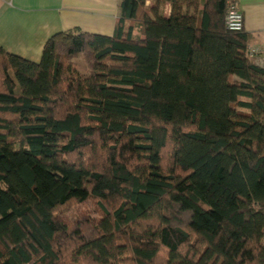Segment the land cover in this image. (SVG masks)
Segmentation results:
<instances>
[{"label":"trees","instance_id":"obj_1","mask_svg":"<svg viewBox=\"0 0 264 264\" xmlns=\"http://www.w3.org/2000/svg\"><path fill=\"white\" fill-rule=\"evenodd\" d=\"M147 2L38 63L0 48V264H264L253 40L227 0Z\"/></svg>","mask_w":264,"mask_h":264},{"label":"crops","instance_id":"obj_2","mask_svg":"<svg viewBox=\"0 0 264 264\" xmlns=\"http://www.w3.org/2000/svg\"><path fill=\"white\" fill-rule=\"evenodd\" d=\"M155 19L167 18L171 13L169 3L147 0ZM238 6L244 19V32L253 44L264 47V0H230ZM121 0H0V48L5 52L40 62L47 42L59 32L45 35L40 24L43 13L74 12L116 18Z\"/></svg>","mask_w":264,"mask_h":264},{"label":"bare ground","instance_id":"obj_3","mask_svg":"<svg viewBox=\"0 0 264 264\" xmlns=\"http://www.w3.org/2000/svg\"><path fill=\"white\" fill-rule=\"evenodd\" d=\"M88 18L95 17H84L81 14L74 12H57V13H43L40 15V24L42 32L45 35H49L52 32H59L71 29L75 26H81L85 31L91 34L109 36L113 31V19H106L105 21L101 18H97L98 22L94 26L85 24ZM101 25L100 28H98Z\"/></svg>","mask_w":264,"mask_h":264},{"label":"built area","instance_id":"obj_4","mask_svg":"<svg viewBox=\"0 0 264 264\" xmlns=\"http://www.w3.org/2000/svg\"><path fill=\"white\" fill-rule=\"evenodd\" d=\"M85 18L86 14H81ZM81 28V26H75L73 28ZM72 29V28H71ZM82 29V28H81ZM226 29L229 32H244V19L240 13L238 6L233 1L227 0L226 10ZM248 55L254 58L258 64L264 66V47L251 43L248 47Z\"/></svg>","mask_w":264,"mask_h":264},{"label":"clouds","instance_id":"obj_5","mask_svg":"<svg viewBox=\"0 0 264 264\" xmlns=\"http://www.w3.org/2000/svg\"><path fill=\"white\" fill-rule=\"evenodd\" d=\"M86 15H87V17L91 16V17H95V18H101V20H103V21H105L106 19H113V27H114V25H115L116 18H107V17H103V16H93V15H89V14H86ZM92 19H94V18H92ZM78 28H79V27H78ZM81 28H82V27H81ZM81 28H79V29H81ZM73 29H77V28L68 29V30L62 31L61 33H64V32H67V31H71V30H73ZM81 30H83L84 32H86V33L89 34V35H93V34L87 32V31H85L83 28H82ZM112 33H113V31H112ZM112 33H111L110 37L112 36ZM59 34H60V33H59ZM93 36H96V35H93ZM101 37H103V36H101Z\"/></svg>","mask_w":264,"mask_h":264},{"label":"water","instance_id":"obj_6","mask_svg":"<svg viewBox=\"0 0 264 264\" xmlns=\"http://www.w3.org/2000/svg\"><path fill=\"white\" fill-rule=\"evenodd\" d=\"M88 19H89V20H86V22H85V24H87V25L94 26V25H96L97 23H99L98 20H96L97 18H94V19H92V18H88ZM97 26H99L98 28L101 27V25H97ZM89 33H90V32H89ZM93 35H96V34H93ZM96 36H103V35H96ZM103 37H110V35H109V36H103Z\"/></svg>","mask_w":264,"mask_h":264},{"label":"rangeland","instance_id":"obj_7","mask_svg":"<svg viewBox=\"0 0 264 264\" xmlns=\"http://www.w3.org/2000/svg\"><path fill=\"white\" fill-rule=\"evenodd\" d=\"M79 64H80V67L83 69L84 68V63L82 61H79Z\"/></svg>","mask_w":264,"mask_h":264}]
</instances>
